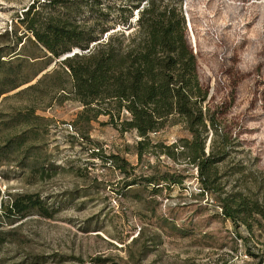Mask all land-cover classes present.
I'll return each instance as SVG.
<instances>
[{
	"label": "rangeland",
	"instance_id": "1",
	"mask_svg": "<svg viewBox=\"0 0 264 264\" xmlns=\"http://www.w3.org/2000/svg\"><path fill=\"white\" fill-rule=\"evenodd\" d=\"M31 1L0 0V264H264V0H182L204 105L229 137L215 190L180 147L167 148L191 137L181 122L149 132L139 159L134 129L103 113L78 118L82 104L48 79L28 88L56 66L18 19ZM77 10L81 22L87 5ZM111 152L133 169L121 171ZM21 194L39 195L51 215L8 218ZM233 198L246 208L234 220L223 215Z\"/></svg>",
	"mask_w": 264,
	"mask_h": 264
},
{
	"label": "trees",
	"instance_id": "2",
	"mask_svg": "<svg viewBox=\"0 0 264 264\" xmlns=\"http://www.w3.org/2000/svg\"><path fill=\"white\" fill-rule=\"evenodd\" d=\"M181 2L32 0L18 19L25 24L28 39L43 49L56 66L28 88L48 79L55 91L62 90L59 97L82 104L78 118L88 121L103 113L108 116L106 121L119 131L134 129L140 136L135 146L139 159L151 141L149 132L181 122L191 137H180V142L174 140L167 148L175 147L177 151L180 147L179 151L185 152L196 165L203 188L215 190L214 162L224 155L229 137L217 131V110L204 105L206 90L200 83L196 55L186 37ZM79 4L87 5V14L81 22L77 19L81 15L77 10ZM190 37L194 41L193 34ZM73 49V53L60 58ZM209 129L212 132L207 144ZM22 139L14 140L19 144ZM14 140L8 139L7 144ZM175 150L168 153L173 155ZM108 157L123 172L133 169L118 152H111ZM143 178L153 180V176ZM173 182L180 180L173 178ZM135 183L132 178L125 185ZM10 197L6 206L8 218L22 217L34 208L43 216L51 215L39 195ZM241 206L244 203L235 198L226 200L224 217L234 220ZM253 208L259 212L257 207Z\"/></svg>",
	"mask_w": 264,
	"mask_h": 264
},
{
	"label": "built area",
	"instance_id": "3",
	"mask_svg": "<svg viewBox=\"0 0 264 264\" xmlns=\"http://www.w3.org/2000/svg\"><path fill=\"white\" fill-rule=\"evenodd\" d=\"M182 8H183V13H184V16H185V19H186V22H187V26H188V29L190 28V24H189V17H188V14L186 12V7H185V4H184V1L182 2ZM191 31V29H189ZM190 35H192V33H190ZM195 51V49H194Z\"/></svg>",
	"mask_w": 264,
	"mask_h": 264
},
{
	"label": "water",
	"instance_id": "4",
	"mask_svg": "<svg viewBox=\"0 0 264 264\" xmlns=\"http://www.w3.org/2000/svg\"><path fill=\"white\" fill-rule=\"evenodd\" d=\"M73 51H75V50L73 49L71 52H66V53H64L63 55L60 56V58H63V57H65L66 55L73 53Z\"/></svg>",
	"mask_w": 264,
	"mask_h": 264
}]
</instances>
